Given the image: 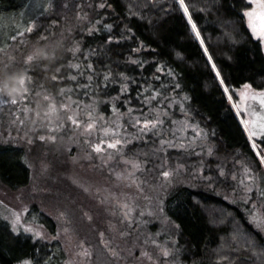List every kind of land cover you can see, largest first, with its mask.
<instances>
[{"label": "trees", "instance_id": "obj_1", "mask_svg": "<svg viewBox=\"0 0 264 264\" xmlns=\"http://www.w3.org/2000/svg\"><path fill=\"white\" fill-rule=\"evenodd\" d=\"M66 1L53 0L55 8L49 10V0H43L29 12L30 0H0V48L4 49L0 55L17 58L10 71L24 70L19 66L20 53L35 43L26 33L28 27L42 29L45 35L52 33L49 40L53 42L62 41L59 46L62 55H71L64 52V46L70 47L78 40L83 58L77 53L76 59L69 60V64L79 62L81 70L85 63L91 64L95 66L98 76H112L111 80L106 81V90L95 89V98L100 103L94 115L126 120L129 127L133 118L155 120L159 117L164 127L159 135L163 141L160 154L172 164L175 155L173 134L181 132L180 124L183 123L191 126L189 136L209 140L216 154L240 152L253 160L237 118L229 111L224 96L212 79L206 56L197 47L190 26L180 18L179 12L173 11L172 15H168L169 6L176 8L173 0H156V6H150L148 0H111L112 8L106 9L98 7L105 0L83 3L70 0L69 8L65 6ZM77 4L82 6L77 8ZM239 8V4L233 6V0H225L222 7L220 0H192L190 3V10L206 40L209 53L236 89L241 88L249 78H254L257 84H264V75H261L264 73V51L262 48L258 52L254 37L250 39V31L246 21L240 18ZM113 9L116 16L111 15ZM102 12L104 14L100 15ZM108 22L126 24L132 28L131 38L121 40L119 46L107 44L105 37L109 32L103 24ZM93 24L100 31L90 34ZM121 31L127 34L126 29ZM21 33L25 35L21 36ZM13 36L16 40L11 39ZM137 57L144 60V66L139 70L137 65L128 63ZM161 66L165 70L171 68L179 75L171 77L166 71L158 70ZM64 71L74 75L77 70L66 67ZM124 75L129 77L123 81L128 85L127 92L118 91L122 83L117 76ZM95 79L93 77L88 81V95L83 97L82 104L91 102L94 90L91 85H95ZM173 79L179 80L180 88L172 87ZM78 80L83 83L82 77H78ZM62 83L69 88L76 87L72 81ZM47 87L51 88V84ZM80 91L81 88L76 87V92ZM105 91L108 95L104 94ZM156 92L162 95L156 97ZM184 96L190 97V102H185ZM72 99H79V96H73ZM103 101L113 103L117 113H112L108 103ZM81 113H84L83 108ZM16 150L18 147L11 145L0 146V183L8 190L24 186L30 177V171L24 164L26 154H18ZM187 190L195 193L192 203L187 205L179 218L169 213L171 219H167L180 224V229L176 230V239L179 241L177 249L186 264H264V254H261L259 247H252L250 252L245 251L255 238L250 226L244 223L246 218L240 209L217 196L214 190L194 185L187 187ZM167 207L168 196L164 207L166 212ZM215 212L220 216H216ZM214 217L225 221L235 217L240 235L235 236L230 243L226 242L227 224L214 227L210 223ZM10 233L9 227L0 221V264H19L18 258L25 255H34L37 261L44 260L48 264H64V253L60 247L24 237L18 238L20 242L16 243L9 239Z\"/></svg>", "mask_w": 264, "mask_h": 264}, {"label": "rangeland", "instance_id": "obj_2", "mask_svg": "<svg viewBox=\"0 0 264 264\" xmlns=\"http://www.w3.org/2000/svg\"><path fill=\"white\" fill-rule=\"evenodd\" d=\"M42 1L30 0L29 12ZM69 1L65 2L67 8ZM81 6L77 4V8ZM252 9L257 13L260 11L256 4ZM11 58L0 55V77L7 74L5 66L10 69L14 63ZM45 103L41 101L40 111L44 110ZM249 104L255 105L256 102L249 101ZM28 116L21 105L0 102V146L18 147L16 152L26 154L24 164L30 171L28 182L20 188L8 190L0 183V221L10 230L13 227L18 231L30 227L33 232L43 233L44 240L32 239L60 247L64 253V264L85 261L78 245H83L84 250L91 253L87 264H157V261L165 260L168 264H186L180 252L175 254V259L163 258L156 246L177 249V243H173L177 241L173 223L162 214L149 215L156 213L158 204L165 207L166 197L171 191L169 177L163 175L164 171L173 173L171 183L214 190L217 196L240 209L245 218L249 216L250 209L241 199L255 196L249 204L258 213L257 219H264V207L260 205L258 192L264 172L256 171L253 160L240 152L216 154L209 140L188 135L191 126L186 123L180 124V133L173 134L175 155L172 164L160 154L163 141L159 135L164 128L161 124L151 130H156L153 133L141 132L142 124L129 127L125 118L121 121L109 116L104 118L108 119L107 124L101 127L98 122L97 128L86 137L82 135L83 129L76 132L66 130L67 135L59 134L63 137L59 146L40 148L27 143L28 140L35 142L37 136ZM32 118H35L34 113ZM81 118H84V113H81ZM136 120L133 118L131 125ZM107 129L116 130L121 134L120 138L131 143L121 147L120 152L105 145V152L95 153L92 145L113 138L112 131ZM125 159L140 161V170L134 171L131 165L124 163ZM249 168L255 172L254 186L252 193H245L239 181L253 183L249 180ZM220 172L225 175H219ZM124 204L128 208H123ZM124 212L130 213L127 220ZM16 214L20 220L18 227L13 223ZM214 214L220 216L216 212ZM105 244H109L118 255H111ZM145 252L152 259L145 256Z\"/></svg>", "mask_w": 264, "mask_h": 264}, {"label": "snow or ice", "instance_id": "obj_3", "mask_svg": "<svg viewBox=\"0 0 264 264\" xmlns=\"http://www.w3.org/2000/svg\"><path fill=\"white\" fill-rule=\"evenodd\" d=\"M190 3L192 0H173V4L176 5L175 9L169 6L168 15H172L173 11L179 12L180 18L185 21V24L190 26L191 32L194 33L195 39L197 41V47L206 56V63L212 71V79L216 82L219 87L221 94L224 96L226 103L229 106V111L236 116L238 124L240 125L241 131L245 137V143L249 146L250 152L253 156V162L256 164V171L264 172V84H257L254 78L246 79L243 82V88L238 90L231 85V82L224 75L221 67L217 65L213 59V55L209 53V48L206 45V40L198 27L196 19H194L192 11L190 10ZM225 0H220V7L223 6ZM150 6H156V0H148ZM236 4L240 5V18L241 20H247L248 27L250 28L249 37L250 39L254 37V43L257 51H261L264 48V0H233V6ZM256 4L260 9L259 13L252 9V5ZM101 9L112 8L111 0H105V2L99 3L98 5ZM55 8L53 0H49L48 9L52 10ZM251 9V10H250ZM131 12V9H129ZM200 11H203L201 9ZM104 13H100L103 15ZM135 15V13H133ZM111 15L116 16L115 9H113ZM118 19V16L116 17ZM142 18V17H141ZM109 35L105 37V41L109 45L119 46L121 40H127L131 38L133 34V29L127 27L126 24H114L113 22H108L103 24ZM121 29H126V32H122ZM100 31L93 24V27L89 30V33ZM26 33L30 34L29 39L35 41L31 48H26L25 51L20 53L21 60L20 65L23 67V71H10L9 67L5 66L6 75L0 77V102L5 105H21L22 110L29 114L28 119L31 120L34 130L37 132L35 142L28 140L27 143L30 146L35 147L38 145L40 148L46 146H59L60 140L63 139L60 133L68 134L70 130L76 132L77 130L83 129L82 135L88 136L94 129L97 128V123L100 126L107 124L108 121L102 116L94 115L98 111V105L100 101H97L95 89L98 87L101 91L108 88L106 81L112 79L110 75L98 76L95 66L85 63L84 68L81 70V65L79 62L74 64H69V60L76 59V54L78 53L80 58H83V51L80 47L79 41L72 46H64V52L70 53L71 55H62L59 52V46L62 41L53 42L49 40V36L53 35L48 33L45 35L44 30H37L34 27H28ZM24 36L25 33H21ZM12 40H16L13 36ZM55 45V46H54ZM138 47H143L138 45ZM4 49L0 48V52ZM112 51V49H109ZM15 61L16 57L11 58ZM231 59V57H229ZM128 63L137 65V70L144 66V60L140 57L133 61H128ZM18 66V67H19ZM66 67L76 69L74 75H69L68 72L64 71ZM158 70L166 71V73L171 77H176L179 74L173 72L171 68L163 69L161 66ZM264 75V73H261ZM78 77L83 78V83L78 80ZM95 77V85H91L94 90L91 94V102L88 104H82L81 100L85 95H88V81ZM160 77H157L159 79ZM117 79L121 81L122 87L118 91H128V85L123 83L129 79L128 76H117ZM63 81H72L76 87L81 88L79 93L76 92V87L69 88L67 84L62 83ZM51 84V88L47 85ZM173 88H180L181 84L179 80L173 79L171 81ZM105 95L108 93L105 91ZM151 95V94H149ZM162 93L156 92L155 96L160 97ZM73 96H79V99L73 100ZM185 102H190L191 98L184 96ZM41 101L46 102L43 111H40ZM249 101L256 102L255 105H250ZM108 103L109 108L112 113H117V108L115 105L109 101H103ZM32 105L29 107L28 105ZM81 108L84 109V118H81ZM34 113L35 118H32ZM23 123V121H21ZM114 123V122H113ZM162 121L157 117L153 119H137L134 125L131 127H138L142 124L140 128L141 132L151 131ZM119 127H123L120 125ZM199 126L197 125V128ZM44 130V131H41ZM106 131H112L113 138L111 140L105 139L100 143H95L92 145L95 153L105 152V145L108 149H113L116 152H120L121 147H127L131 141L126 138H120L121 134L116 130L107 129ZM91 144V141H89ZM165 143H168L167 141ZM183 147V145H181ZM51 150H56L52 148ZM211 152V150H210ZM91 157H89L90 159ZM125 164H129L135 170H140L141 163L135 159H125ZM249 180L253 183H245L243 180L239 181L243 185V190L245 193H252L255 179V172L249 168ZM134 175L133 173L129 174ZM163 175L169 177L171 191L168 193V207L167 212L165 208L160 204L157 205L156 213H149V215H163L166 219H171L168 215L175 216L179 218L180 214L186 211L187 205L192 203V197L195 193L188 191L187 187L181 186L179 182L171 183L174 179V175L171 172L164 171ZM219 175L224 176V172H220ZM122 179V177H118ZM235 179V177H232ZM131 187V185H129ZM260 205L264 207V179L261 180V186L258 188ZM253 197H244L241 202L245 204V207L250 209L249 216L244 220V223L249 225L252 230V235L255 241H259L258 244L255 241L249 244L245 251H249L252 247H259L261 249V254H264V219H257L258 213L249 204L250 199ZM103 203V202H102ZM117 203L119 201L117 200ZM123 208H128L127 204L122 206ZM130 216L129 212H124V218L127 220ZM91 219V217H89ZM17 227L20 224L19 214H16V219L13 221ZM173 227L176 230L180 229V224L175 223ZM215 227L217 224H227L226 235L228 237L226 242H231L235 236L240 235L239 225L235 224V217H230L227 221L220 220L218 217H214L210 221ZM235 225V226H234ZM67 230H65L66 232ZM130 234V233H129ZM103 235V233H101ZM247 235V232L245 233ZM20 237L31 240L36 238L39 240H44L45 236L43 233L33 232L32 228H23L18 231L16 227L11 229L9 239L19 243ZM2 238V237H0ZM58 239L59 237H55ZM156 244V241H152ZM179 241H174L173 243H178ZM160 249V255L163 258L172 257L175 259V254L179 252V249H173L169 247H164L159 244L156 245ZM81 248L83 255L85 257L84 262H78V264H87V257L91 255L90 252L84 250L83 245H78ZM104 247L111 253V255L116 256L118 253L109 247V244H105ZM35 252V249H34ZM149 259H152L147 252L144 253ZM227 258V257H225ZM19 264H48L47 261L41 260L37 261L35 256H27L18 258ZM71 264V262H69ZM157 264H168L165 261H157Z\"/></svg>", "mask_w": 264, "mask_h": 264}]
</instances>
